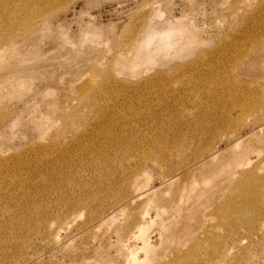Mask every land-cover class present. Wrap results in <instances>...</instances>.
Listing matches in <instances>:
<instances>
[{
    "label": "rangeland",
    "instance_id": "1",
    "mask_svg": "<svg viewBox=\"0 0 264 264\" xmlns=\"http://www.w3.org/2000/svg\"><path fill=\"white\" fill-rule=\"evenodd\" d=\"M0 264H264V0H0Z\"/></svg>",
    "mask_w": 264,
    "mask_h": 264
},
{
    "label": "bare ground",
    "instance_id": "2",
    "mask_svg": "<svg viewBox=\"0 0 264 264\" xmlns=\"http://www.w3.org/2000/svg\"><path fill=\"white\" fill-rule=\"evenodd\" d=\"M174 34H175V32H172V31H163V32H161V33H159V34H157L156 35V38H158L159 39V37H160V40H156V39H154V42H155V40H156V43H157V41H158V43H159V47L160 48H162L161 50H163V49H165L166 51H168V50H170L171 49V47L173 46V44H174V42H175V40H174ZM177 35V34H176ZM176 35H175V37H176ZM153 36V35H152ZM152 36H151V38H152ZM157 36H159V37H157ZM160 41V42H159ZM151 42V41H150ZM154 42H152V44L154 43ZM155 43V44H156ZM157 43V44H158ZM151 44V45H152ZM157 44H156V46H157ZM143 45V46H142ZM149 46V47H152V46ZM141 46L142 47H144V44H143V42H142V44H141ZM140 46V47H141ZM154 46V45H153ZM140 47L138 48V49H140ZM155 47V46H154ZM148 48L149 50L150 49H152V50H154L155 48H159V47H155V48ZM137 49V50H138ZM147 50V49H146ZM151 50V51H152ZM148 51V50H147ZM150 52V51H149ZM151 53V52H150ZM153 53V52H152ZM139 54V53H138ZM150 59L152 58V55H150V57H149Z\"/></svg>",
    "mask_w": 264,
    "mask_h": 264
}]
</instances>
